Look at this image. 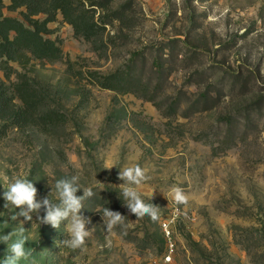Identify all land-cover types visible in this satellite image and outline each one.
Returning a JSON list of instances; mask_svg holds the SVG:
<instances>
[{"label": "rangeland", "instance_id": "1", "mask_svg": "<svg viewBox=\"0 0 264 264\" xmlns=\"http://www.w3.org/2000/svg\"><path fill=\"white\" fill-rule=\"evenodd\" d=\"M82 1L96 17L125 15L85 39L58 11L45 36L64 58L22 51L0 62L10 93L26 78L44 109L65 117L45 128L0 121V235L24 228L34 250L19 264H264V0ZM21 10L2 12L22 19ZM92 72L116 73L129 88L102 87ZM135 165L148 177L142 198L160 207L157 221L124 204L118 173ZM73 175L96 193L82 209L92 231L84 249L62 243L67 221L54 229L35 213L11 220L19 209L4 208L8 182L29 180L38 200L57 203L56 181ZM173 186L187 204L172 200ZM106 207L125 215V226L108 233ZM6 249L0 243V259Z\"/></svg>", "mask_w": 264, "mask_h": 264}, {"label": "trees", "instance_id": "2", "mask_svg": "<svg viewBox=\"0 0 264 264\" xmlns=\"http://www.w3.org/2000/svg\"><path fill=\"white\" fill-rule=\"evenodd\" d=\"M89 0L90 4L106 6L108 0ZM111 1V0H110ZM95 2V3H93ZM21 10L22 19L3 15L2 10ZM60 12L76 36L85 39L99 35L106 24L113 20H122L125 13L115 10L111 15L98 16L95 10L84 7L82 0H10L5 4L0 0V62L14 59L20 52L28 51L35 58L58 60L65 57L61 44L45 35L50 33L48 23L55 20ZM44 14L43 18H38ZM67 68H71L66 59ZM1 64V63H0ZM5 75H11L12 67L4 65ZM93 80L100 86L113 90H127L121 77L116 73L97 75L92 72ZM12 92L4 82H0V121L18 128L28 125H39L43 128L64 122V114L42 104V93L30 80L19 78L11 83ZM7 125H3V128Z\"/></svg>", "mask_w": 264, "mask_h": 264}, {"label": "clouds", "instance_id": "3", "mask_svg": "<svg viewBox=\"0 0 264 264\" xmlns=\"http://www.w3.org/2000/svg\"><path fill=\"white\" fill-rule=\"evenodd\" d=\"M112 167L106 168L111 169ZM79 179V176L73 175L70 178L57 180L55 189L58 194V202L54 203L49 195L38 200V189L34 183L26 179L16 178L14 181L8 182V186L3 192L4 208L11 206L19 209V212L11 216V220H16L22 216L31 221L33 213H35L39 224L50 225L54 229H58L61 223L67 221L69 238L63 240L62 243L73 250H82L86 246L87 238L92 234V231L87 229L91 220L82 215V209H84V202L93 198L96 193L92 187L82 189L79 185ZM118 179L123 181L119 186L122 189L121 194L128 211L138 219L148 216L153 221H157L160 207L146 203L139 191L140 186L148 179L145 170L139 165L125 167L119 171ZM4 180L9 181V178L4 177ZM80 190L83 194L77 195ZM169 195L177 205L188 202V197L183 189L178 186L171 187ZM41 210L44 213L42 216L39 215ZM102 219L108 233H111L117 226H125V215L107 207L103 209ZM24 232L25 229L21 228L19 232L11 231L0 235V243L7 245L5 255L0 259V264H19L21 260H27L32 256L34 250L26 248L28 237L24 235ZM14 236L16 239H13Z\"/></svg>", "mask_w": 264, "mask_h": 264}, {"label": "built area", "instance_id": "4", "mask_svg": "<svg viewBox=\"0 0 264 264\" xmlns=\"http://www.w3.org/2000/svg\"><path fill=\"white\" fill-rule=\"evenodd\" d=\"M164 230L166 231V234H168L169 233V230H167V228H164ZM169 235V234H168ZM170 258V255L169 254H167L166 255V259H169Z\"/></svg>", "mask_w": 264, "mask_h": 264}]
</instances>
